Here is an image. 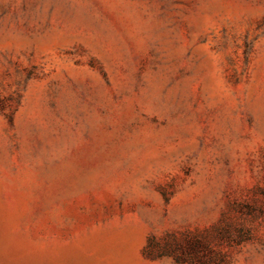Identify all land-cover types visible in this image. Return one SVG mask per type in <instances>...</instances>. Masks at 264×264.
I'll return each mask as SVG.
<instances>
[{
  "label": "rangeland",
  "instance_id": "rangeland-1",
  "mask_svg": "<svg viewBox=\"0 0 264 264\" xmlns=\"http://www.w3.org/2000/svg\"><path fill=\"white\" fill-rule=\"evenodd\" d=\"M0 264H264V0H0Z\"/></svg>",
  "mask_w": 264,
  "mask_h": 264
}]
</instances>
